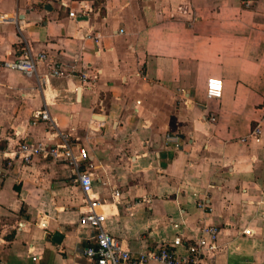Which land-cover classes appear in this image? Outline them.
Masks as SVG:
<instances>
[{"label": "crops", "instance_id": "obj_1", "mask_svg": "<svg viewBox=\"0 0 264 264\" xmlns=\"http://www.w3.org/2000/svg\"><path fill=\"white\" fill-rule=\"evenodd\" d=\"M81 1L88 15L70 17ZM0 15V168L9 142L51 136L32 118L47 110L90 154L106 228L133 255L215 225L217 250L198 264H264V135L248 136L264 130V0H0ZM24 48L71 76L3 66ZM75 180L41 158L0 177V264L93 263Z\"/></svg>", "mask_w": 264, "mask_h": 264}, {"label": "built area", "instance_id": "obj_2", "mask_svg": "<svg viewBox=\"0 0 264 264\" xmlns=\"http://www.w3.org/2000/svg\"><path fill=\"white\" fill-rule=\"evenodd\" d=\"M79 9L78 13L70 11V17L88 15L89 9L83 1L80 2ZM6 19L7 17L0 15V21ZM120 33L123 34V30ZM96 39L98 43L99 37L97 36ZM3 66L18 71L28 78L41 77L43 81L55 78L66 79L71 76L64 62L51 57L45 51L34 52L30 48L22 49L14 61H4ZM40 69H42L41 76ZM85 78L86 75H83V80ZM222 87L221 79H209L207 96L213 99L221 98ZM32 118L46 122L52 131L51 136L46 141L21 140L13 144L9 142L6 161L0 168V177L9 175L16 164H28L39 158L51 159L71 166L76 175L75 181L84 194L86 205V210L82 212L79 222L81 227L93 232L90 237L93 244L86 249V255L93 259L92 264H146L150 261L161 264H198L206 255L217 250L221 229L215 225H205L195 238L185 239L183 236H178L170 243H162L152 251L133 255L106 228L107 214L102 209L106 200L93 193V181L96 175L92 170L94 165L88 151L70 139L68 135L61 133L47 110L35 111ZM209 120L215 122L216 118L212 115ZM262 135H264V130L257 126L251 130L248 136L259 139ZM165 140L166 144L171 143L175 146H178L180 142L179 137L174 134H166ZM119 196L120 192L115 189L113 198L116 199ZM198 206L203 210H211L210 205L204 200Z\"/></svg>", "mask_w": 264, "mask_h": 264}, {"label": "water", "instance_id": "obj_3", "mask_svg": "<svg viewBox=\"0 0 264 264\" xmlns=\"http://www.w3.org/2000/svg\"><path fill=\"white\" fill-rule=\"evenodd\" d=\"M63 236L59 233H55L54 237H53V241L56 243H60V241L62 240Z\"/></svg>", "mask_w": 264, "mask_h": 264}, {"label": "rangeland", "instance_id": "obj_4", "mask_svg": "<svg viewBox=\"0 0 264 264\" xmlns=\"http://www.w3.org/2000/svg\"><path fill=\"white\" fill-rule=\"evenodd\" d=\"M260 139V138H259Z\"/></svg>", "mask_w": 264, "mask_h": 264}]
</instances>
